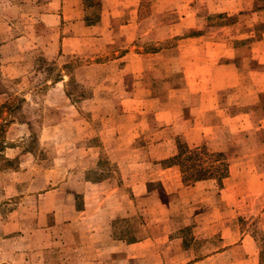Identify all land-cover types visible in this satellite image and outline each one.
Wrapping results in <instances>:
<instances>
[{
	"label": "rangeland",
	"instance_id": "obj_1",
	"mask_svg": "<svg viewBox=\"0 0 264 264\" xmlns=\"http://www.w3.org/2000/svg\"><path fill=\"white\" fill-rule=\"evenodd\" d=\"M137 2L71 0L63 9L64 19L58 0H0V93H5L0 95V151L3 142L10 140L5 127L14 122L17 129L8 134L18 140L25 155L20 159L23 170L12 172L19 160H6L0 153V186L24 190L0 196L5 205L0 218V264L64 260L63 245L51 247L49 252L44 247L48 237L34 233L37 226L32 217L37 210L31 207L33 198L25 196L26 190L60 184L77 187L86 178L102 181L114 177L120 184L133 163L147 165V178L152 180L149 186L159 190L156 169L179 152L177 139L185 142L174 132L160 130L159 117L161 109L190 106L183 69L199 53L192 51L197 45L188 38L201 35L197 38L201 44L221 38L227 32L224 24L231 26L232 34L243 27L248 31L264 28V12L259 10L264 8V0L255 1L254 9L244 16L234 13L235 0H141L138 16L132 19ZM106 5L125 13L107 17L103 15ZM193 11L196 21L185 23L190 28L177 24ZM129 20L131 28L119 27ZM205 50L203 45L200 57ZM173 88L180 89L179 93L171 92ZM229 101L227 107L235 113L239 107L233 102L239 98L228 97ZM247 108L249 119L264 122V93L257 105ZM245 132L248 137L264 138V127ZM238 136L227 134L229 141ZM160 139L165 140L169 157L153 160L149 146ZM185 143L186 157L194 147H203L198 154L201 165L217 173L224 170L234 151V147L214 151L209 145ZM26 170L30 173L24 175ZM259 221L256 215L244 220L250 234L260 228ZM126 223L122 220L115 226L121 235L128 228ZM63 239V227L57 226L56 240L62 243ZM159 261V257L153 258V263Z\"/></svg>",
	"mask_w": 264,
	"mask_h": 264
},
{
	"label": "crops",
	"instance_id": "obj_2",
	"mask_svg": "<svg viewBox=\"0 0 264 264\" xmlns=\"http://www.w3.org/2000/svg\"><path fill=\"white\" fill-rule=\"evenodd\" d=\"M58 1L65 19L63 9L71 0ZM137 1L131 10L132 19L138 16L141 0ZM230 1L233 0H227ZM255 1L235 0L234 13L244 16L243 13L254 9ZM111 9L112 5H106L103 15L115 17L125 13ZM259 10L264 12V8ZM196 19L197 13L193 11L180 17L177 24L190 28L185 23ZM131 20L119 27L131 28ZM91 27L87 25L88 29ZM222 28L224 32L227 30L223 37L202 44L197 41L201 35L188 38L197 45L192 51L200 54V48L206 47L204 56H191L192 60L183 69L190 106L161 109L159 119L160 130L174 132L188 144L209 145L214 151L234 147L226 160L225 176L220 181L207 178L185 183L181 166L166 164L155 171L157 190L149 186L152 180L147 178V165L133 163L120 184L114 177L102 181L86 178L77 187L60 184L45 190H26L25 196L33 198L31 207L37 210L32 217L33 225L37 226L34 233L48 237L44 247L49 252L51 247L63 245L64 260L55 264H83L85 258H89L88 264H156L154 257H159V264H263L260 251L264 244V138L248 137L245 130L264 127V122L249 119L247 108L257 105L264 93V28L248 31L243 27L236 34L231 33L230 25L224 24ZM63 48L62 52H66ZM61 81L64 80L55 84ZM228 97L239 98V102H233L239 107L235 113L227 107L231 105ZM15 124L10 122L5 127L10 140L3 142L5 146L0 153L9 161L17 158L19 168L12 172H19L23 170L20 159L25 155L18 140L9 135L17 129ZM228 133H239V138L229 141ZM164 144V139L152 142L149 157L167 159L169 154ZM26 173L29 170L23 172ZM11 191L24 193L16 187L0 186V196ZM4 206L0 202V218ZM251 215L260 217V228L254 234L244 225V220ZM122 220L128 226L123 235L115 227ZM57 226L63 227L62 243L56 240Z\"/></svg>",
	"mask_w": 264,
	"mask_h": 264
},
{
	"label": "trees",
	"instance_id": "obj_3",
	"mask_svg": "<svg viewBox=\"0 0 264 264\" xmlns=\"http://www.w3.org/2000/svg\"><path fill=\"white\" fill-rule=\"evenodd\" d=\"M177 148L179 152L170 159L167 164L177 163L181 166L183 172V182L191 183L196 180L207 179V178H216L218 181L225 176L227 172V165L222 172L217 173L215 170L210 167H205L201 165L198 154L201 153L199 149L203 147H194L193 150H189L190 154L186 157L184 154V149L188 148L185 142H182L177 139ZM183 148V150H182ZM228 164V163H227ZM261 261L264 264V244L261 246Z\"/></svg>",
	"mask_w": 264,
	"mask_h": 264
}]
</instances>
